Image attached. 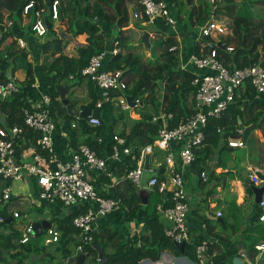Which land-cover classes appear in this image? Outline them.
Wrapping results in <instances>:
<instances>
[{
    "label": "trees",
    "instance_id": "obj_1",
    "mask_svg": "<svg viewBox=\"0 0 264 264\" xmlns=\"http://www.w3.org/2000/svg\"><path fill=\"white\" fill-rule=\"evenodd\" d=\"M31 1L35 2V7L28 15H25L24 7ZM55 1L0 0V18L7 16L14 23L13 27L4 32L0 39V84L10 81L7 74L10 68H13L15 73L17 60L27 61L26 80L18 84L20 91L13 94L10 100L0 102V127L23 126V110H31L27 93L23 88L30 87L35 82L34 65L32 61H29V50L18 47V34L19 31L22 34L25 31H30L29 33L33 34L32 24L36 17V11H42L44 16L49 15V9ZM57 1L60 3L61 11L60 30L66 29L67 33L76 39V54L74 56L65 54L67 46L73 42L61 39L52 25L47 36L41 39V51L46 60L40 65V69L51 78V87L46 92V95L50 96L52 100L50 111L56 118L64 119L63 129L69 135V145L73 149H77L79 137L85 135L87 139L81 145L89 146L98 156L102 157L104 151L110 155L113 153L116 144L115 134L111 130V138L107 139L109 127L103 116H95L100 119V126L84 125L79 121L78 126L73 127V123L77 119L69 115L67 107L61 100L63 88L69 95H72L77 89L85 87L88 89L89 102L78 107L77 100H70L72 106L80 111L93 109L102 112V109H97V103L102 99L101 90L83 75L82 71L94 56L107 51L106 44L109 43L106 33L108 30L117 29L113 47L118 49V53L111 55L107 65L104 64V68L106 67L107 71H122L127 84L125 90L113 91L111 98L131 97L132 102L138 100L142 103L137 108L140 118L132 120L131 125L119 133V136L125 139V146L134 149L133 153L125 156L120 162L108 163V171L98 176L94 175L95 180H93L100 197L113 200L118 204V208L112 213L119 228L111 230L107 224H102L98 230L89 233L92 241L84 243L79 237L81 231L73 226V218L91 207L90 204L82 205L74 208L76 211L74 209L68 211V215L57 220V229L60 231L61 237L55 251L62 255L63 260H66L72 256L73 251L70 249L72 244L76 247L82 246V253L93 255L96 261L99 257L102 258V262L98 264H140L145 259L156 262L164 251L193 259L196 247L205 239L199 237L195 243L189 240L182 252L178 244L166 236L165 226L160 221L161 213L158 207L159 205L164 208L170 207L172 205L170 196L161 194L156 188H153L149 192L148 204L143 205L140 189L126 178L127 174L137 167L141 148L153 144L158 138L160 124L152 121L154 114L158 113L161 108L166 113L173 114V118L169 120L170 129L177 127L180 122L194 114L192 107L197 87L193 85V81L196 73L191 69L181 68L177 34H168L167 36L166 33L155 30L158 38L154 40L161 39L162 42L152 44V39L149 38L147 43L143 39L147 28H149L148 25H144L147 19H139L135 23L131 17L133 12L141 10L140 0ZM174 1L180 5L179 0ZM258 1H217L214 15L217 19H227L229 32L232 34L227 37L206 38L202 42L196 41L193 45V53L198 56L206 55L208 48L204 46V42L212 40L216 43L218 58L230 70L242 69L255 64L264 68V19L254 11V6ZM212 10L213 6L208 0H205L198 7H190L188 21L185 23L184 20L181 23L188 31L190 28L194 30L208 20ZM132 24H134L133 27H130ZM152 30L151 26L149 32L151 33ZM79 37H85L84 42H80ZM228 47H233V51L229 52ZM146 52H149V55ZM259 96L262 95L257 94L249 82L245 83L237 92L234 103L227 108L223 115L220 118L209 120L206 141L209 139L226 141L228 137L235 135L240 127L239 118L245 121L244 123L248 126L257 125L264 134V108L261 101H257ZM108 103L113 104V102H106L105 105L109 106ZM246 115L247 120H245ZM220 129L221 132H219ZM30 136L26 144L18 146L20 152L31 146H36L37 137ZM98 139L105 141L106 144L101 145ZM196 151L197 149L195 153ZM110 173L116 176L117 184L112 182ZM156 176L159 180H164L159 174ZM150 177L152 174L148 175L147 179ZM261 178L264 179L263 174ZM33 183L35 184L34 181ZM249 190L253 191L252 188ZM141 212L142 219H139ZM0 216L5 217L6 220L10 217L7 210L1 209ZM260 216L261 212L259 211L253 219L259 221ZM131 224H143V229L139 233L141 245L137 246L128 238L131 236ZM10 225L12 224L3 223L0 227L8 229ZM248 232L258 235L257 238L246 236L247 241L253 242L249 248L257 251L256 245L264 241V226L257 225L249 228L246 234ZM19 235V231L15 228L9 233L0 231V264H38L43 255L46 256L45 261L53 259V255L47 253L48 246L38 242L40 236L28 245L20 246L15 243ZM109 249L112 250L111 253ZM238 252L235 244H229V247L219 255H213L212 246L210 247L215 264L231 262Z\"/></svg>",
    "mask_w": 264,
    "mask_h": 264
},
{
    "label": "built area",
    "instance_id": "obj_2",
    "mask_svg": "<svg viewBox=\"0 0 264 264\" xmlns=\"http://www.w3.org/2000/svg\"><path fill=\"white\" fill-rule=\"evenodd\" d=\"M217 1L208 0L213 6L212 14L208 20L200 27L196 41L202 42L206 38H215L217 36L227 37L229 32L227 19H217L214 15V9ZM141 10L133 12V19L139 20L146 18L144 25L156 26L158 21L162 20L169 27L177 31L178 20L172 15L171 7L166 0H140ZM35 7V2L31 1L24 7V14L28 15ZM35 20L32 24V32L38 38H45L49 29L44 21L42 11H36ZM61 11L59 1H55L49 9V19L52 25L55 23L54 30L60 35ZM14 23L7 16L0 18V39L4 32L13 27ZM20 49H27L28 44L23 39H17ZM204 46L208 48L206 55L198 56L192 54L189 59L181 63L182 69L189 70L195 68L196 77L193 85L197 87V93L194 96L193 110L194 114L187 120L173 128H169V120L173 114L166 113L163 108L153 115V122L160 124L158 138L156 141L143 148L138 166L131 170L126 178L135 186H146L148 189L156 188L159 193L169 195L172 205L164 208L159 205L158 209L161 215L168 221L169 225L165 227L167 237L174 240L175 243H187L190 240V227L187 221L189 212L188 196L185 189V182L182 172L176 171L168 180H159L155 174L145 179L146 169L144 159L148 154H153L155 149L167 152L166 164L174 166L175 152L172 151V145L178 144V153L183 167H188L196 161L195 150L200 148L206 141V129L209 120L220 118L227 108L234 103L237 92L245 83H250L257 94L264 96V68L255 64L242 69L230 70L218 58L216 43L205 41ZM232 52L233 47H228ZM118 49L114 48L111 55H116ZM109 54L107 51L94 56L90 63L82 71L83 75L88 77L101 90L102 100L97 103V109L102 108L106 102H117L124 110L137 109L141 101H134V106H130L126 97L112 99L111 93L115 90L123 91L127 88L126 81L122 71H107L104 69L105 61ZM20 91V87L15 80H10L5 84H0V102L10 100L13 94ZM51 97L44 95L41 102L30 109H24V125H15L12 127H0V209L7 210L12 221L20 219L24 212L21 209H10L11 204L19 202L33 208L36 205L46 204L49 206L61 205L65 210H72L82 205L90 204L87 210L76 215L73 218V226L81 231L80 239L84 243H90L92 237L89 233L94 230L95 223L104 218L118 208V204L113 200H107L100 197L93 184V174L98 176L108 171V159L119 161L120 151L115 146L110 158H103L87 145H80L72 152L71 159L64 160L57 157L54 148V134L58 128L57 118L50 111ZM77 121L73 127L78 126L81 120ZM87 120L89 125L100 126V119L92 116ZM222 130L220 129L219 132ZM245 131L238 128L235 136L228 137V146L230 148H245ZM30 135L36 136V146L18 150V146L26 144ZM115 141L124 145L125 141L115 137ZM40 150V151H39ZM128 153V150H124ZM251 181L259 185L262 183L259 173L260 168L249 169ZM202 178L207 181V175L202 173ZM30 181L33 184L31 197L15 196L13 194L12 182ZM35 182V184L33 183ZM260 208L264 210V199L259 203ZM27 215H24L26 218ZM218 216H222L218 213ZM260 221L264 222V213L260 216ZM6 223V218L0 216V226ZM35 221H27L22 224L14 225L13 228L20 232L15 241L18 245H28L33 242L38 235L34 230ZM7 224V223H6ZM9 225V224H8ZM3 233H9L7 228H1ZM40 237H43L45 246L55 245L59 242L61 234L56 226L44 229ZM212 242L205 239L195 249V258L197 264H215L213 256L210 253ZM82 246H78V252H82ZM255 256L250 264H259L264 253V242L256 245ZM240 257L248 258L244 251ZM102 262V258H98ZM264 264V260L262 261ZM122 264V263H112Z\"/></svg>",
    "mask_w": 264,
    "mask_h": 264
},
{
    "label": "crops",
    "instance_id": "obj_3",
    "mask_svg": "<svg viewBox=\"0 0 264 264\" xmlns=\"http://www.w3.org/2000/svg\"><path fill=\"white\" fill-rule=\"evenodd\" d=\"M170 7L174 10V15L177 16L178 23L182 25L181 22L186 20L185 15L188 13L190 6L198 7L205 0H179L180 5L177 4L174 0H166ZM186 1L189 4V7H186ZM184 3V6H183ZM177 4V5H176ZM132 6L130 5V8ZM184 14V16H183ZM178 24V25H179ZM184 26V24H183ZM181 27V31L178 33L173 28L169 27L162 20L158 21L155 26L157 30L162 31L163 33H168L170 30V34H177V39L179 41V49H180V61L181 63L186 62L189 57L193 54V45L196 43V39L198 36L187 29L184 30L185 27ZM133 27V26H130ZM155 29V30H156ZM165 31V32H164ZM30 32V31H29ZM27 31L22 32L19 31L18 39H23L27 42L28 47L27 50L30 52L29 61H32L34 65L35 71V82L30 87L27 86L23 88V90L27 93L28 103L30 106H37L46 92L51 87V78L42 72L40 69V65L44 63L46 60L43 57L41 51L42 41L41 38L36 37L32 33ZM117 29L114 28L112 31H107L108 43L106 44L107 52L109 54L108 60H106V65L109 62V58L111 57V51L114 49L113 47V39L115 38V34ZM190 32V33H188ZM188 33V35H187ZM61 34V32H60ZM193 34V35H191ZM190 36V37H188ZM79 40V39H78ZM193 40V45L192 41ZM80 41V40H79ZM74 43V42H73ZM69 44L65 51V54L68 56H74L76 54L75 51V43ZM18 48V47H17ZM26 63L24 60L16 61V70L14 73L13 70V80H15L18 84L26 80ZM106 68V67H105ZM104 68V69H105ZM189 69L196 71L195 68L190 67ZM67 91V90H66ZM78 96H87V102L83 103L77 99ZM67 98L71 101H78V107L81 105L87 104L89 102L88 89L85 87L79 88L75 91L74 94L69 95L67 93ZM102 100V99H101ZM261 101L262 106L264 108V96H259L257 101ZM100 101V100H99ZM98 101V102H99ZM103 104L101 115L109 127L107 133V139L111 138V130H113L115 137L120 139H125L119 136L125 128L131 125L132 120H138L140 118L139 110L132 109L131 115L126 117L124 116V112L128 110H124L121 106L114 102L113 104H109V106ZM75 109V108H74ZM77 111H80L76 109ZM1 117V116H0ZM135 117V118H134ZM247 120V115L245 117ZM58 128L54 134V148L55 154L58 158L69 160L71 159L73 148L69 145V135L63 129L64 128V119L58 117ZM240 118L238 120L239 125H244L245 127H250L244 123ZM75 123V122H74ZM73 123V124H74ZM253 126V125H251ZM114 128V129H113ZM254 136L255 147L249 153H246L245 157L238 160L237 157L233 156L232 151H239L245 148H230L228 146V139L224 141L223 139L212 140L209 139L206 141L200 148L196 151V161L194 164L188 167H183L180 161L179 153H178V144L172 145V151L175 152V161L174 166H168L166 164V155L167 152L160 151L155 149L153 154H147L144 159V167L146 163V157L149 156V170L146 171L145 179L147 180L148 175L151 174H159L161 178L168 180L169 177L173 174V172L179 171L182 172L185 189L188 196V204H189V212L187 215V221L190 227V241L195 243L199 237L203 239H209L212 242V254L219 255L223 251H225L229 244H235V248L239 250L238 254L234 257H239L242 252H246L248 254V258H244V264H250L254 260L255 251L249 248V245L253 243L251 240H246V236H255L258 235L256 233H247L246 231L249 228L255 227L257 225L264 226V222L254 220L253 217L257 212L264 213V210L260 208L259 203L256 202V189L264 188V179L261 178V175H264V134L263 130L258 128V126L253 129L250 133ZM248 135V136H249ZM235 136V135H232ZM114 137V139H115ZM231 137V136H230ZM87 139V136L82 135L79 137V146L84 144V141ZM247 145V139H244ZM98 142L101 145H105L106 142L98 139ZM124 145L116 144V146L120 151V162L123 160L125 156H129L133 153V148H127ZM124 150H128V153L124 152ZM143 148H141L142 152ZM114 151V149H113ZM228 152L230 156L224 157L222 154ZM113 154V153H112ZM166 154V155H165ZM103 158H110L111 155L106 151L103 152ZM113 162L111 159H108V163ZM139 163V161H138ZM138 166V165H137ZM260 168L261 173H259L260 180L262 183L259 185L254 184L250 179L249 169ZM202 173L207 175V181L202 178ZM261 174V175H260ZM111 179L114 184L118 183V180L115 175L111 174ZM93 179L95 180V176L93 174ZM31 185V193L33 192V184ZM16 187V186H15ZM138 187V186H136ZM141 191L142 195H147V204L149 201V192L151 189H148L146 186L138 187ZM249 188H252L253 191H250ZM264 199V195H263ZM143 200V198H142ZM146 204V205H147ZM143 205L144 201H143ZM60 207H62L60 205ZM12 210H18L17 207H10ZM63 209V207H62ZM73 210V209H72ZM64 217L68 215V211L65 210ZM74 211H76L74 209ZM218 213H221L222 216H218ZM142 219V212L140 218ZM218 219H222L219 221ZM45 220V219H38ZM35 221V222H37ZM161 223L166 227L169 225L168 221L161 215L160 216ZM50 222V221H49ZM51 223V222H50ZM52 224V223H51ZM102 224H107V226L112 230L118 229L119 226L116 223L114 218V214H109L104 218H100L94 225V230H98V228ZM131 236L128 238L137 246L141 245V240L139 237V233L143 229V224H131L130 225ZM80 237V236H79ZM78 237V239H79ZM81 240V239H80ZM136 241V242H135ZM231 241V242H230ZM264 242V241H262ZM259 244V243H258ZM261 244V242H260ZM44 245V244H43ZM57 244L48 246L49 250H54L52 260H44L46 256H41V261L38 264H69V261L72 257L78 256L79 253L85 256V260L83 264H98L95 260V257L91 254H84L82 252H78V247L74 244L71 245L70 249H72V256L66 260L62 259V255L59 252L55 251ZM111 253L112 250L109 249ZM48 253V252H47ZM101 255V254H100ZM100 258V257H99ZM264 253L262 254V260L259 264H263ZM72 264H79L78 261H75ZM140 264H197L196 258L193 259L188 256H176L170 251H164L160 254V259L156 262L151 259H145L140 262ZM229 264V263H228ZM233 264V259L230 262Z\"/></svg>",
    "mask_w": 264,
    "mask_h": 264
},
{
    "label": "rangeland",
    "instance_id": "obj_4",
    "mask_svg": "<svg viewBox=\"0 0 264 264\" xmlns=\"http://www.w3.org/2000/svg\"><path fill=\"white\" fill-rule=\"evenodd\" d=\"M186 7H189L188 2L186 3ZM170 9H171L172 15L177 19V16L174 15V13H173L174 10L172 8H170ZM254 11L257 14H259L262 19H264V0H259L255 4ZM48 14H49V12H48ZM183 16H184V14H183ZM131 17H132V21L136 23L137 21L133 19V13H132V16ZM185 17H186L185 18L186 19L185 20V23H186V21H188V13L185 15ZM53 24H54V26L56 25L55 23H53ZM133 25L134 24H132L131 26H133ZM57 26H60V28H61L60 22L57 24ZM182 26L183 25L179 24L178 27L176 28V29H178V33H179V31H181V29H182L181 27ZM200 27L201 26L196 27V28H194V30L192 28H190L189 31L192 32V33H194V34H197V32L200 31ZM152 29L153 30H152L151 33L149 32L150 28H147L146 32H148L150 34V37L149 38L152 39L151 40L152 44H157L159 41H161V39L154 40V39L158 38V34H156L154 32L155 29H156V27L154 25L152 26ZM168 29H169V26H168ZM184 30H186V29L184 28ZM190 32H188V33H190ZM188 33H187V35H188ZM168 34H170V30L165 35L168 36ZM191 35H193V34H191ZM188 37H190V36H188ZM159 38H162V37H159ZM79 40H80V42H84L85 37H79ZM191 42H192V44H191V46H192L194 44L193 43V40ZM146 53H147V55H149V52H146ZM77 99L79 101L83 102V103H86L87 102V96H78ZM123 114H124V116L128 117L132 113H131V110H128L127 112H124ZM249 133H250V131L248 132L247 135H249ZM247 135H246V139H247L246 148L244 150L241 149L239 151H232L231 152L233 154V156L237 157L238 160H240L243 157H245L246 153H249L255 147V141H254L253 134H250L249 136H247ZM222 155L224 157H227L228 158L230 156V153L225 152ZM29 182L30 181H27V180L26 181H16V182H12L13 194L15 196H21V197H24V198L31 197V195H32V193H31V185H30ZM12 206L13 207H17L18 209H21L24 212V215H27V216L25 218L24 215H23L20 219L14 220V222L12 223V225H10L9 228H8V231L9 232L13 230V226L14 225L22 224V223H25L27 221H37L40 218L45 219L47 221H51L52 225L57 227V220H61L62 218H64V214L66 213L64 211L65 208L62 209V207H60V205L49 206V205H46V204H43V205L40 204V205H36L33 208H29V207H27V205L25 204V202H23V203L14 202L13 204H11V207ZM19 234H20V232H19ZM38 242H40L41 244H43V237H39ZM53 251L54 250H49L48 253H53ZM48 259H49V257H48ZM228 263L230 264V261Z\"/></svg>",
    "mask_w": 264,
    "mask_h": 264
},
{
    "label": "water",
    "instance_id": "obj_5",
    "mask_svg": "<svg viewBox=\"0 0 264 264\" xmlns=\"http://www.w3.org/2000/svg\"><path fill=\"white\" fill-rule=\"evenodd\" d=\"M44 21H45L48 29L50 30L52 28V24L50 22L49 15L44 16ZM149 37H150V34L147 32V33H145L143 39L148 43ZM60 38L61 39H68V40H71L72 42L76 43V39L73 37V35L68 34L66 29L61 30ZM7 78H8V80H12V78H13L12 68L9 69L8 74H7ZM61 100H62L63 104L67 107V111H68L69 115L74 117V118H79L84 125H88V122H87L88 118H90L92 116L101 115L100 110L84 109L81 111H77L76 109H74L70 100L67 98V91L65 88H63L61 90ZM127 101L130 104V106L135 105L132 102L131 97H128ZM256 127H257V125H253L250 127H245L244 125H240V128L244 129V131H245L244 138L246 139V135L248 134V132L249 131L251 132ZM145 169H146V171L149 170V156L146 157ZM263 195H264V188L256 189V202L257 203H260L262 201ZM142 198H143L144 204L146 205L147 204V195H142ZM218 220L222 221V219H218ZM11 221H12V217H9L6 220V223L10 224ZM51 226H52V224L49 221L39 220V221L34 223V230H35L36 234L38 236H40L44 229H48ZM185 246H186V243H182V244L178 245L179 249L182 252L184 251ZM84 260H85V256H83V254L79 253L78 256H74L71 258V260L69 261V264H72L75 261H78L79 264H83ZM233 264H244V260L240 256L234 257L233 258Z\"/></svg>",
    "mask_w": 264,
    "mask_h": 264
}]
</instances>
